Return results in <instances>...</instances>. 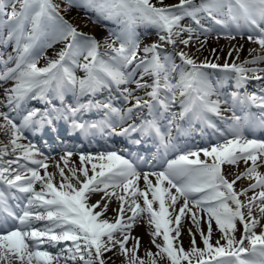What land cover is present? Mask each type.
<instances>
[{"label":"snow or ice","instance_id":"1","mask_svg":"<svg viewBox=\"0 0 264 264\" xmlns=\"http://www.w3.org/2000/svg\"><path fill=\"white\" fill-rule=\"evenodd\" d=\"M67 4L68 8L77 6L76 0H67ZM86 6L96 13L94 22L99 18L115 19L120 25L118 32L110 33L115 38L111 42L105 40L104 52L100 51L99 41L78 31L52 0H0V28H8L3 42H14L15 52V56L9 55L6 60L0 58L3 65L0 80L13 81L0 98V133L9 137L11 152L20 153L14 160H4L9 149L0 147V264H60L62 260L64 264L77 261L106 264L104 254L114 250L123 254L128 264H156L153 256L163 254L170 264L181 261L193 264V260L195 264H264V225H261L264 174L258 171L264 166V140L249 139L244 134L249 126L264 128V75H260L264 68L246 67L264 62V55L239 64L226 60L220 65L207 58L198 64L181 49L174 53L182 62L178 65L173 55L163 50L165 44L187 48L194 37L200 45L197 51L203 48L211 29L201 26L198 33L181 24L190 17L200 25L201 12L221 26L226 39L234 40L237 34L243 37L241 29L246 28L248 41L264 50V0H178L175 4H166L165 0H86ZM141 24L152 25L159 42L141 47L136 31ZM200 35L205 39L200 40ZM55 43L64 46L56 58L47 59L43 53ZM242 48L243 45L230 47L229 58L235 51L238 60ZM211 51L218 61L217 49ZM253 51L256 49L249 50ZM42 58L47 62L38 66ZM12 61L15 66L8 67ZM76 68L84 72L82 78L75 75ZM205 68L220 69L226 77L234 78L236 87L244 92H233L222 100ZM174 73L179 76L175 82ZM144 77H150L151 83ZM250 80L261 82L252 92L248 91ZM130 84H135V88L123 87L121 91L124 108L114 107L110 99H95L112 85ZM141 90L144 95H137ZM50 94L60 99L61 107H48ZM66 94L75 97L74 104L64 103ZM83 97L89 99L81 102ZM30 99L43 101L45 108H27L26 101ZM177 100L181 111L171 112ZM222 104L228 105L224 111H231V117L221 116ZM237 106L247 110L244 116L236 115ZM252 108L257 111L252 113ZM93 111L103 114L99 122L85 118ZM209 113L218 116L226 127L218 128L208 119ZM189 114L205 121L218 133L216 143L195 151H183L171 145L181 154L167 160L160 170L151 172H141L132 159L115 150L100 152L95 157L81 153V167L69 169L71 178L60 167L61 180L54 183L52 174L47 172L48 165L35 159L40 155L35 145L20 143L26 139V131L36 134L49 128L58 133L57 122L62 120L73 132L85 136L105 128L120 136L155 133L167 150L171 138L165 142L157 117L164 115L171 127L177 119ZM201 153L205 159H201ZM72 155L65 146L61 157L65 165L66 158ZM22 159L36 167L21 164ZM93 160L97 162L88 169L85 161ZM240 160L246 165L245 171L229 180L222 165H236ZM39 168L45 169L43 176ZM244 177L254 182L236 191L234 185ZM141 178L143 190L137 187ZM37 182L39 191L35 188ZM117 188L122 189V194L115 191ZM249 191L253 196L242 201L240 196H247ZM96 193H102L100 199L89 203ZM113 197L119 204L113 209L116 215L109 218L106 213ZM13 200L15 205L10 203ZM254 207L258 208L260 218L253 215ZM142 214L148 216V224L153 228L151 243L158 249L155 254L146 253L149 260L137 255L140 239L129 235ZM184 217L195 225L202 248L196 246L191 228L188 250L178 240ZM202 220L207 224V232L201 228ZM213 220L220 233L215 242ZM40 221L47 223L36 227ZM237 221L243 226L239 239L235 235ZM258 226L262 229L259 233L255 230ZM156 237H162L163 243H156ZM130 239L135 243L126 247ZM62 242L71 244L55 254L41 248L44 244L55 248Z\"/></svg>","mask_w":264,"mask_h":264},{"label":"bare ground","instance_id":"2","mask_svg":"<svg viewBox=\"0 0 264 264\" xmlns=\"http://www.w3.org/2000/svg\"><path fill=\"white\" fill-rule=\"evenodd\" d=\"M77 3V8L73 7V9L70 10V12L68 13V15H66V18L70 21V23H72L74 26H76L77 28H81V29H87V27L90 28H96V31L94 32V34H96V37L98 38L97 41H99V43H104L105 40H108L109 42H111V38L114 36H111L110 33H114V32H118L120 29V25L118 24V22L115 19H110L109 21L107 19H105L106 21H102V18H99L98 20V24H106L108 27H111L110 30L103 32L102 30H99V25H95L93 26V22L97 20V16L96 13L94 11H92L91 9L87 8L86 6V0H76ZM166 4H175L178 3V0H165ZM74 8L79 9L80 11H82V14H78L74 11ZM10 11V9H8ZM186 22H191L193 23V20L190 17H186L184 18V20L181 21V24L183 25V23ZM112 25V26H111ZM117 27V28H115ZM188 27V26H187ZM191 27V26H190ZM7 28V26L0 28V29H5ZM113 29H116L115 31ZM137 35L140 39V43H141V47H143L144 45L147 44H151L156 42L157 40H159V36L157 33V30L155 28H147L145 25H142V28L139 32H137ZM184 37H187V33L184 34ZM115 38V37H114ZM205 36L204 35H200V40H204ZM235 44L237 45V47H239L240 45H243V48L240 50L239 52V59H244L243 61L246 60L247 57L251 56V53L249 52L250 49H256L257 52L259 51H263L262 49L259 48V46L257 44H248L247 41L243 40V39H237L235 40ZM103 45V44H102ZM172 45L170 44H165V46L169 49V47H171ZM199 42L195 39V37L193 38L192 43L185 48L183 45H178V50H184L185 52L189 53V55L193 56L195 59H199V62H203L205 60V58H207V60L209 62H217V60L215 59V56L212 54V49H217L216 52V56H219V60L218 61H222V60H237L236 59V55L237 53L235 51H233L232 53V57L229 58L228 56V52L230 47H232V43L225 41V43H223L222 40L214 38L211 33H209L207 35V43L204 45V47L202 49H200L199 51H197V48H199ZM63 48V46H59L58 43H55L51 48H48L47 54L44 56L47 59H54L56 58V54ZM222 49V51H221ZM165 50V49H163ZM100 51H103V49H100ZM243 52V53H242ZM243 54V55H241ZM248 59V58H247ZM47 62L46 59H42L41 60V64L45 65ZM83 62V61H81ZM174 77V82L179 79V76L177 75H173ZM144 79L146 80H151L150 77H144ZM133 85V84H132ZM127 86V85H125ZM131 88H135V86H132ZM0 137L2 138V136L0 135ZM74 163H76V159H73ZM227 167H230V165L226 164ZM81 167V165L79 164H75L72 168L70 169H79ZM88 169V166H86ZM59 167H57L58 169V173H59ZM65 171V169H64ZM68 172L65 171V175L69 178H71L72 173L66 174ZM79 174V173H78ZM232 174H234V171H232ZM61 180V179H60ZM55 182V181H54ZM56 183V182H55ZM73 183H75V181H73ZM39 191V190H37ZM115 197L112 198V202L109 206V209L106 213V216L109 218L114 217L116 214L113 211V199ZM149 198H151V196L149 195ZM100 198H93L91 196V199L89 201V203H95L96 200H98ZM240 199L242 200V196H240ZM243 201V200H242ZM140 203H142V198H140L139 200ZM253 214L254 216H258V218H260V214L258 211V208L254 207L253 208ZM127 215H131V212ZM185 222H191V220L187 217L182 218V227H181V235L179 236L178 240L182 243V246L185 250H188L191 247V237L189 235L188 229L191 228L189 225H185ZM47 223V221H43V222H37L36 223V227H43L45 224ZM192 223V222H191ZM202 223H203V230L205 231V223L202 220L201 221V228H202ZM213 223V232H212V241L215 242V240L220 238V233L217 229V226L215 224V221H212ZM238 225V224H237ZM261 225H264V219H261ZM257 228H259L260 230L261 227L258 226ZM153 228L149 226L148 224V216L147 214H142L137 221L135 222V226L130 230L129 235L131 237H138L140 239V246H139V251L137 253V255L144 259V260H149V257L146 255V253H148L149 251L153 254L158 252V249L151 243L152 240V236L150 235V233L152 232ZM195 234V240H196V246L202 248L203 247V243L201 238L199 237L200 234L197 231H194ZM174 235V234H173ZM236 237L238 236V231H236L235 233ZM158 240H162V237H156V243ZM130 243L133 245L135 243L134 239H130L129 240ZM163 241V240H162ZM223 243V241H222ZM71 242H62L61 244L57 245V247L55 248H51L49 245L44 244L41 246L42 249H46L51 251L53 254V250H55L56 252H58L60 249L65 248L70 246ZM175 244V241H174ZM126 247H129V244L126 245ZM105 258H106V264H128V261L126 260L125 256L123 254H121L118 250H114L112 252H107L104 254ZM156 261V264H170V261L167 260L166 254H163V256H153V258ZM182 262V261H181ZM60 264H64V261L62 260L60 262ZM76 264H82V262L77 261ZM182 264H188V261H183ZM193 264H195V260H193Z\"/></svg>","mask_w":264,"mask_h":264},{"label":"rangeland","instance_id":"3","mask_svg":"<svg viewBox=\"0 0 264 264\" xmlns=\"http://www.w3.org/2000/svg\"><path fill=\"white\" fill-rule=\"evenodd\" d=\"M62 1V3L60 2V0L59 1H57V0H52V2L54 3V4H57V5H59V7H60V10H61V15L62 16H64V15H68V13L70 12L69 10H67V11H64V9L66 8L65 7V5H66V3H65V0H61ZM77 8V7H76ZM76 8H74V11L76 12V11H79V13L78 14H82V11H80L79 9H76ZM71 9H73V7L71 8ZM70 9V10H71ZM83 15V14H82ZM183 263V261L181 262V264Z\"/></svg>","mask_w":264,"mask_h":264}]
</instances>
